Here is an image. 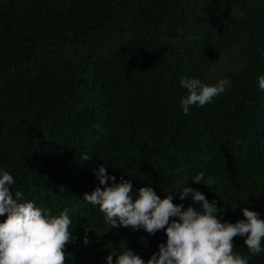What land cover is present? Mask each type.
Here are the masks:
<instances>
[{
    "label": "trees",
    "instance_id": "trees-1",
    "mask_svg": "<svg viewBox=\"0 0 264 264\" xmlns=\"http://www.w3.org/2000/svg\"><path fill=\"white\" fill-rule=\"evenodd\" d=\"M262 75L264 0H0V174L13 176V195L68 210L65 264H106L122 243L147 261L166 243L163 230L111 228L84 200L104 187L102 164L133 200L150 186L199 209L180 200L191 186L216 200L222 222L245 207L264 218ZM224 77V93L184 115L182 78ZM201 172L211 188L192 179ZM233 245L264 264L244 237Z\"/></svg>",
    "mask_w": 264,
    "mask_h": 264
},
{
    "label": "clouds",
    "instance_id": "clouds-1",
    "mask_svg": "<svg viewBox=\"0 0 264 264\" xmlns=\"http://www.w3.org/2000/svg\"><path fill=\"white\" fill-rule=\"evenodd\" d=\"M231 80L220 78L215 84H204L199 78H182L180 84L188 94L180 101L184 115L189 114L190 106H204L213 101L230 87ZM259 88L264 90V75L258 78ZM90 155H83L87 160ZM94 172L99 184L90 194L84 193V200L98 206L103 213L104 222L111 228L143 229L155 235L163 230L166 243H159L158 251L145 261L124 243L117 254L110 253L106 264H248V258L234 254L233 240L244 237L250 254L264 251V218L257 211L245 207L241 211L244 219L235 223L222 222L217 218V202L189 186L180 192V200L191 196L199 209L189 205L173 203L172 194L161 199L150 186L140 187L138 198L132 199V184L127 180L116 183L102 164ZM209 188L216 183L212 177L207 179L201 172L192 178ZM113 183L108 185V181ZM14 179L9 172L0 174V264H65V247L75 242L71 235L72 220L65 209L59 215H52L37 207L31 200H25L23 192L17 190L13 195L10 187ZM238 204L232 206L236 208ZM90 228H85V233ZM90 243L87 235L83 244ZM113 255H116L113 261Z\"/></svg>",
    "mask_w": 264,
    "mask_h": 264
}]
</instances>
